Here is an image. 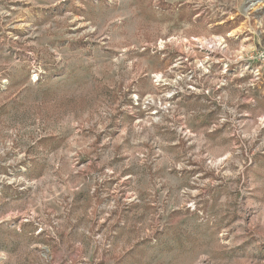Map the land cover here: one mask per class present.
Masks as SVG:
<instances>
[{"label": "rangeland", "instance_id": "1", "mask_svg": "<svg viewBox=\"0 0 264 264\" xmlns=\"http://www.w3.org/2000/svg\"><path fill=\"white\" fill-rule=\"evenodd\" d=\"M0 264H264V0H0Z\"/></svg>", "mask_w": 264, "mask_h": 264}]
</instances>
